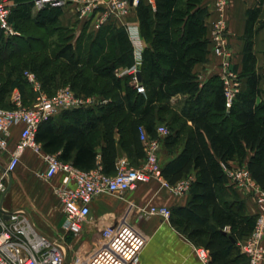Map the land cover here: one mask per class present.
<instances>
[{
  "label": "trees",
  "instance_id": "1",
  "mask_svg": "<svg viewBox=\"0 0 264 264\" xmlns=\"http://www.w3.org/2000/svg\"><path fill=\"white\" fill-rule=\"evenodd\" d=\"M146 1L138 0L134 9L147 44L140 66L144 92L138 93L130 76L114 75L116 68L133 65V48L124 28L104 25L74 39L58 23L62 10L47 8L31 17L33 0H10L9 23L18 35L5 37L0 31V108H13L14 89L24 106L33 103L37 93L25 71L34 74L48 97L67 86L76 96L108 100L96 108L60 112L35 134L44 153L57 154L60 161L83 171L96 168L100 161L106 174L115 172L118 145L139 166L144 158L139 128L154 137L156 128L166 124L169 134L162 150L172 153L182 141L183 147L161 166L163 181L173 186L194 173L186 206L171 210L169 222L194 246L208 250L209 264H230V237L236 241L248 237L255 216L244 213L224 168L230 162L245 164L264 193V101L257 102L263 96L264 78L256 72L252 54L259 8L247 13L241 70L235 68L246 78V86L227 111L221 82L211 78L201 85L193 73L210 53L209 12L203 0H154L153 7ZM173 98H180L182 107L168 119ZM225 227L229 235L223 233Z\"/></svg>",
  "mask_w": 264,
  "mask_h": 264
},
{
  "label": "built area",
  "instance_id": "2",
  "mask_svg": "<svg viewBox=\"0 0 264 264\" xmlns=\"http://www.w3.org/2000/svg\"><path fill=\"white\" fill-rule=\"evenodd\" d=\"M138 0H33L35 11L47 8L70 10L79 20H86L103 9L94 27L98 30L111 20L122 21L136 7ZM229 0H216L215 11L218 14L209 39V52L219 58L220 82L225 96V108L228 111L239 93L237 71L233 69L232 55L227 47V24L224 20ZM10 0H0V31L5 37L17 33L9 23ZM127 32L133 48V65L124 73L131 76V81L138 93L144 88L137 79L142 62L143 46L137 27L127 25ZM33 91L37 93L30 106L22 104L18 92L11 95L13 108H0V153L8 154L5 174H11L20 162L24 152L29 149L45 164L41 178L51 184V189L62 207L64 222L61 229L74 239L82 238L84 232L98 229L102 245L90 254L78 255L72 264H139V256L147 238L140 229L129 222L121 220L115 225L99 226L94 220L90 205L94 199L102 196L122 198L127 192L139 185L147 184L153 178L162 179L160 152L164 138L169 134L165 125L156 128L155 136L146 134L139 128V140L143 147L144 158L137 167H131L126 159H118L115 172L106 174L100 168L88 171L79 170L71 164L59 160L56 154L44 153L40 144L35 141L38 128L57 113L83 109L94 104L90 97L76 96L69 88L59 89L53 96L45 95L33 73H23ZM103 103V101H102ZM18 130V141L12 151L9 142L13 131ZM228 185L234 189L254 192V203L257 209L256 221L252 233L242 249L250 254L248 264H260L264 261V193L253 181L245 166L224 168ZM4 174V175H5ZM57 183H52L55 177ZM191 179L182 180L173 185L176 195L189 191ZM166 185V183H165ZM3 177L0 178V193L6 192ZM134 207V205H130ZM137 220L145 215L169 219L170 210L165 206L152 205L148 208L136 207ZM197 258L207 261V252L196 248ZM0 264H66L61 239L50 238L39 233L26 215L20 211L4 213L0 211Z\"/></svg>",
  "mask_w": 264,
  "mask_h": 264
},
{
  "label": "crops",
  "instance_id": "3",
  "mask_svg": "<svg viewBox=\"0 0 264 264\" xmlns=\"http://www.w3.org/2000/svg\"><path fill=\"white\" fill-rule=\"evenodd\" d=\"M146 2L150 3L152 7L154 6V0H147ZM215 2L216 0H203L202 2L203 6L206 7L209 12V16L206 18L207 24L211 23V21L213 22L218 20V14L215 11ZM255 8H259V14L253 26L252 54L254 55L256 60V72L258 74L261 73L260 75L264 77V74L262 73V69H264V0H229L224 17L227 21V39L232 50L236 52V55L234 56V62L236 64V68L238 69V71H240L242 50L245 43V28L248 19L247 13L249 10H253ZM134 9L135 7L132 8L131 12L124 18V23L126 25H123V22L119 20H111L105 25L110 24L115 29L124 28L127 34L128 32L126 26L133 25L137 27L140 34L139 22ZM102 11L103 9H99L94 17H90L86 20H79L72 11L65 10L59 14L58 23L62 28L70 30L73 36L75 35L74 39H76L80 36H86L90 33L97 32L94 24ZM36 13L37 11H35L32 7L30 9L31 17H34ZM16 35H18V33ZM141 43L144 50V48L147 47V44L143 41L142 38ZM208 56L209 55H207V61L205 63H200L194 66L193 73L198 72L202 69L205 70V75L207 73L217 72L216 68L218 67L216 66L218 65V62H216L217 59H215L217 57L214 58V56L212 55H210L209 57ZM129 68L131 67L116 68L114 72L115 77L122 78L125 76H130L129 74L124 73ZM242 80V91H244L246 86V78L243 77ZM130 84L133 85L132 81H130ZM261 88L263 89V83L261 84ZM14 92H18V90L14 89L12 94ZM90 98H92L93 100L96 99L93 96H91ZM98 99L101 100V103L103 101V105L108 101L106 99H102L101 97ZM173 100H175V98H173L171 101ZM258 101H260V99H258L257 102ZM92 105L88 106L87 108H91ZM99 105L97 104L96 106L98 107ZM59 114L60 113H57L54 117L59 116ZM187 125L190 126V122H188ZM115 138L118 139L119 136L116 135ZM17 141L18 130L15 129L9 142L10 151L13 150ZM182 142L172 153H168L166 150L163 151V162L161 166L176 158L183 147ZM99 150L100 149L97 148L98 152ZM117 155V160L123 158L125 159L128 156L126 151L119 145L117 146ZM34 157L38 158L31 150L27 149L21 157L16 169L11 174H5V167L7 165L9 157L7 153H0V178L3 177L4 181H8V184L6 185V192L3 194L0 193V211L4 213L20 211L26 215L30 223L39 233L50 238L59 239L56 237L57 234L60 231L64 233V231L61 229V226L64 222V214L61 207L59 206L55 208L57 209L56 211H53V205H55L54 200H50V196H48L46 189L39 188L35 184L28 181V179L26 178L23 181H19L18 177L14 179V177L12 176L13 173L16 172L21 165L31 172L34 171L36 169V166L34 165ZM38 159L40 160V172L42 174L45 170V164L40 158ZM229 165L234 166L237 164L236 162H230ZM243 166H245V164H243ZM96 168L101 169L100 161H97ZM186 179H191V181H193L194 173L189 175ZM161 180L163 181V179ZM58 181L59 177L57 176L53 179L52 183H57ZM48 185L51 194L54 196L51 189V184ZM166 186L168 187L169 194H167L166 196H156V194H154L149 199L150 203L156 206H165L170 211L178 207L186 206L188 200V192L183 195H176L173 189L174 186H169L167 184ZM138 187L136 189H138ZM235 190L240 200L243 202L244 213L248 216H255L256 221L257 209L254 201L249 198L243 190ZM133 191L127 192L126 194L132 193ZM99 198L94 199L90 205L92 215L93 207L95 206ZM122 198L119 199L121 200ZM55 203L57 202L55 201ZM131 204L134 205V207H131ZM137 206L138 205L133 199L131 201H124L123 207L120 210V214L118 218H116L113 215L106 213L109 209L103 202V212L106 213H104L105 215L103 216V226L115 225L123 219L128 220L132 224H135L139 229L141 228V230L147 235V242L140 253L139 264H209L210 255L208 250H206L204 247L194 246L185 238L183 234H181L175 227L170 224L169 219L165 220L161 217L153 216L148 221H138L136 211ZM94 220L96 219L94 218ZM95 231L96 230H93L92 232H84L82 238L92 235ZM223 233L229 235V228L225 227ZM250 235L248 237L240 238L238 241L230 237L231 242L233 243V248L229 250V253L227 255V261L230 264L249 263L250 254L246 253L242 249V247L245 245ZM196 248H202L207 252L206 262H202L197 258L195 253ZM260 264H264V261H262Z\"/></svg>",
  "mask_w": 264,
  "mask_h": 264
},
{
  "label": "rangeland",
  "instance_id": "4",
  "mask_svg": "<svg viewBox=\"0 0 264 264\" xmlns=\"http://www.w3.org/2000/svg\"><path fill=\"white\" fill-rule=\"evenodd\" d=\"M224 20L226 21L225 18H224ZM217 21H213V22L211 21V23H208V24L206 22L208 40L211 37L212 31H213L214 26H215ZM226 24H227V21H226ZM227 47L231 52L233 69L235 70L236 64L234 62V56L236 55V52L234 50H232L231 46L229 45L228 39H227ZM209 49H210V46H209ZM208 55L210 56L211 54L209 53ZM215 59H217L216 62H218V65L216 66V67H218V68H216L217 72L215 71L216 73H207L205 75L204 69L199 70L198 72H195V75L197 76V79L201 85H204L205 83L210 81L211 78H217L220 81V77L218 75L220 72V67H219L220 60L218 58H215ZM262 71H263L262 73L264 74V69H262ZM259 74H261V73H259ZM242 78L243 77H241V75H239V72H237V81L239 82V93L242 92V88H243ZM65 87H67V86H65ZM61 88H64V86L57 88L56 92ZM262 90H263V96L260 99L261 102L264 101V82H263V89ZM93 97L96 99H94L95 101H94V104L91 106V108L92 107L96 108L97 104L103 105L100 102L101 100L98 99L100 97H98V96L97 97L93 96ZM260 101H258V103H260ZM101 105H99V106H101ZM171 105H172L171 111L167 115L168 119L172 114H176V113L178 114L180 112L181 107H182V100L180 98L175 99V100L171 101ZM162 124H165V123H162ZM159 156H160L159 158H160V165H161L163 162V150L162 149H161ZM125 159L128 161V164L131 167H137L138 166V163L136 162L135 159L132 158V156L128 155ZM39 162H40V160L38 158L34 157V165L36 166V169L34 171L31 172V171L27 170L24 166L21 165L17 169V171L13 173L12 176L14 177V179L18 177L19 181H23L26 178V179H28V181L35 184L39 188L46 189L48 196H50L49 197L50 200L51 199H52L51 201L54 200L55 205H53L54 206L53 211H56L57 209H55V208H57L59 206L61 207V205L58 202V200L51 194V192L49 190L50 188H49L48 183L45 182L41 178V172H40V166L41 165ZM234 167L239 168V167H243V165H234ZM4 184L6 186L8 184V181L7 180L4 181ZM244 192L249 198H251L254 201V192L251 189L247 188ZM154 194H156V196H160V195L166 196L167 194H169L168 187L164 184V181H162L158 178H153V179H151V181L149 183H147L145 185H140L138 187V189H136L132 193L125 194L121 200L119 198H115L112 196L100 197L97 200L95 206L93 207V216L96 219L98 225L102 226L103 225V216L106 213L111 214L114 217L118 218V216L120 214V210L123 207L124 201H131L133 199L136 202V204L138 205L137 207L148 208L149 206L153 205L150 203L149 199ZM55 201L57 203H55ZM103 202L107 206V208L109 209L106 213L103 212ZM61 209H62V207H61ZM152 217L153 216L145 215L143 218V221H148ZM140 231L147 238V235L141 230V228H140ZM56 237L61 239V241H62L63 252L66 255V264H72L73 260L78 255L90 254L94 249H96L102 245V240L99 237L98 229L95 232H93L92 235L85 237V238H80V239H74L72 236H70L68 234H64L61 231L57 234Z\"/></svg>",
  "mask_w": 264,
  "mask_h": 264
},
{
  "label": "water",
  "instance_id": "5",
  "mask_svg": "<svg viewBox=\"0 0 264 264\" xmlns=\"http://www.w3.org/2000/svg\"><path fill=\"white\" fill-rule=\"evenodd\" d=\"M133 0H129L130 3H132ZM137 79L140 81V73L137 74Z\"/></svg>",
  "mask_w": 264,
  "mask_h": 264
}]
</instances>
